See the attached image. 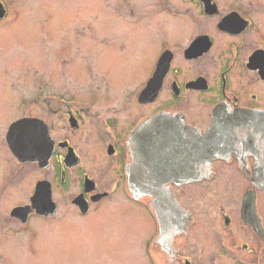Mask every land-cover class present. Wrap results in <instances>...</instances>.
<instances>
[{
    "label": "flooded vegetation",
    "instance_id": "1",
    "mask_svg": "<svg viewBox=\"0 0 264 264\" xmlns=\"http://www.w3.org/2000/svg\"><path fill=\"white\" fill-rule=\"evenodd\" d=\"M69 216L149 264H264V0H0V263Z\"/></svg>",
    "mask_w": 264,
    "mask_h": 264
},
{
    "label": "rangeland",
    "instance_id": "2",
    "mask_svg": "<svg viewBox=\"0 0 264 264\" xmlns=\"http://www.w3.org/2000/svg\"><path fill=\"white\" fill-rule=\"evenodd\" d=\"M30 226L29 253L19 254L22 249L16 251L15 254L19 255L13 264H149L144 257L139 259L135 241H105L108 231L104 227L95 234L86 229L85 221L74 216L59 221L54 219L48 224L35 217L31 219ZM119 226L111 227L110 239L120 237L114 229H119ZM100 233L103 238H99Z\"/></svg>",
    "mask_w": 264,
    "mask_h": 264
},
{
    "label": "water",
    "instance_id": "3",
    "mask_svg": "<svg viewBox=\"0 0 264 264\" xmlns=\"http://www.w3.org/2000/svg\"><path fill=\"white\" fill-rule=\"evenodd\" d=\"M135 136V135H133ZM130 151H131V158H132V161H131V164H130V178H129V186L131 188L132 191H134L135 187L137 184H141L143 190H147L149 192V187H148V182H146L145 180H139L137 181V179L135 178V173H134V168H135V163L137 162V159L140 160V157H139V154H140V149L136 147V141L135 139L133 138L131 140V148H130ZM40 196H39V189H38V186L36 188V192L35 194L33 195L32 197V205L34 208H36V210H39L40 209ZM41 212V211H40Z\"/></svg>",
    "mask_w": 264,
    "mask_h": 264
}]
</instances>
